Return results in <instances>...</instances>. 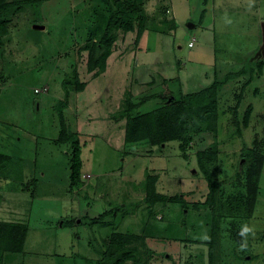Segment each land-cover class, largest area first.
Returning a JSON list of instances; mask_svg holds the SVG:
<instances>
[{"label": "rangeland", "instance_id": "374dc122", "mask_svg": "<svg viewBox=\"0 0 264 264\" xmlns=\"http://www.w3.org/2000/svg\"><path fill=\"white\" fill-rule=\"evenodd\" d=\"M121 1L142 7L144 30L139 20L116 29L99 73L87 70L84 47L116 0L30 2L1 18L0 210L28 224L26 249L6 261L100 264L112 234L126 233L138 238L140 264H264V0ZM216 82L215 130L125 141L127 99L144 114L164 90L178 98ZM51 167L64 170L59 180L47 179ZM146 173L181 200L150 204Z\"/></svg>", "mask_w": 264, "mask_h": 264}, {"label": "trees", "instance_id": "16d2710c", "mask_svg": "<svg viewBox=\"0 0 264 264\" xmlns=\"http://www.w3.org/2000/svg\"><path fill=\"white\" fill-rule=\"evenodd\" d=\"M46 0H0V28L6 25L7 20L1 19L8 14L11 8L18 6L23 8L30 2H43ZM119 4L117 9L110 12L109 17H105L96 24L90 32L89 41L84 49L88 50L87 70L96 73L102 72L106 68V59L111 53V45L115 39V31L118 28L133 30V21L139 20V34L143 32V22L145 20L144 11L137 3L116 0ZM76 91H83L86 84L79 81L77 75L72 80ZM66 88V87H65ZM161 98L160 104L154 110L144 114L132 113L136 106L127 99L126 109L123 110L121 118H126L125 141L148 140L152 144H161L171 140H189L193 130L214 129L218 117V95L217 82L212 85L183 94L176 98L170 91L164 90L158 94ZM62 125L60 143H66L67 126L63 112L59 115ZM215 130V129H214ZM65 135V137L63 136ZM0 158L8 157L0 154ZM82 166L81 148L77 140L73 141V153L71 164V180L75 185L78 182L80 169ZM204 173L211 181V172L204 168ZM146 197L150 204L157 202H179L180 195L167 196L156 191L157 177L146 173ZM214 189L213 186L211 187ZM255 188L250 191L251 197L255 194ZM103 219V216L101 217ZM68 224V223H66ZM64 225V222H62ZM28 234V224L21 221L0 220V264H4L6 253H21ZM138 238L134 234L113 233L106 246L103 260L100 264H125L128 260L135 264L141 263L142 250L138 247Z\"/></svg>", "mask_w": 264, "mask_h": 264}, {"label": "crops", "instance_id": "0c3cea01", "mask_svg": "<svg viewBox=\"0 0 264 264\" xmlns=\"http://www.w3.org/2000/svg\"><path fill=\"white\" fill-rule=\"evenodd\" d=\"M177 28H178V23H177V25H176V30H177ZM210 40L211 39H209L208 41H209V43H211L210 42ZM212 44V43H211ZM177 45H179V44H177ZM178 48H181V46H177ZM214 58H215V56H214ZM210 59H212V57L210 56L209 57V60ZM192 61V60H191ZM192 62H195V61H192ZM202 63V62H201ZM213 64V63H212ZM56 146V145H55ZM56 150V149H55ZM49 169H52V171H50V172H54V174L52 175V176H49V177H47V179L48 180H54V181H57V180H59L60 179V177H61V174L64 172V170L63 169H60L59 167H51V168H49ZM44 170V172H43V174H45L46 173V171L48 170V167H46V168H44L43 169ZM62 172H61V171ZM68 172H69V169H68ZM70 174V173H69ZM23 190V189H22ZM9 192H15V191H9ZM29 201V200H28ZM27 202V201H26ZM19 211H21L20 209H19ZM12 212V211H11ZM11 212L9 211V210H0V216H2L3 214H8L7 216V218H5V217H0V220H6V221H22V222H25V220H17V219H14L15 217H13V218H9V217H12V215L13 214H11ZM22 212V211H21ZM25 214V213H24ZM66 215V212H65V214L63 215V216H65ZM62 216V217H63ZM61 217V218H62ZM62 222H63V220L61 221V224H60V226L62 227L63 225H62ZM26 241H27V238H26ZM25 246H26V242H25ZM24 246V250L26 249V247ZM24 252V251H23ZM23 252H21V253H14V254H22ZM8 254V255H7ZM10 254H13V253H6V255H5V257H4V264H7V262H8V264H11V263H13L14 261H15V259L13 258V257H11L10 258V260L11 261H6V259H7V257L6 256H9Z\"/></svg>", "mask_w": 264, "mask_h": 264}, {"label": "built area", "instance_id": "2783aa9c", "mask_svg": "<svg viewBox=\"0 0 264 264\" xmlns=\"http://www.w3.org/2000/svg\"><path fill=\"white\" fill-rule=\"evenodd\" d=\"M195 44V38H192L189 42H188V47H193Z\"/></svg>", "mask_w": 264, "mask_h": 264}, {"label": "clouds", "instance_id": "9594fccd", "mask_svg": "<svg viewBox=\"0 0 264 264\" xmlns=\"http://www.w3.org/2000/svg\"><path fill=\"white\" fill-rule=\"evenodd\" d=\"M247 231H249V229L245 228V229H244V232H247Z\"/></svg>", "mask_w": 264, "mask_h": 264}, {"label": "water", "instance_id": "95a60500", "mask_svg": "<svg viewBox=\"0 0 264 264\" xmlns=\"http://www.w3.org/2000/svg\"><path fill=\"white\" fill-rule=\"evenodd\" d=\"M41 27V26H40ZM42 28V27H41Z\"/></svg>", "mask_w": 264, "mask_h": 264}]
</instances>
